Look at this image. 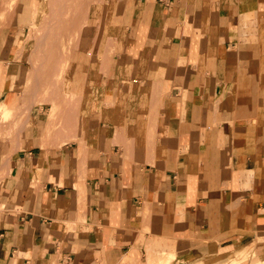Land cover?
Instances as JSON below:
<instances>
[{
  "label": "crops",
  "instance_id": "1",
  "mask_svg": "<svg viewBox=\"0 0 264 264\" xmlns=\"http://www.w3.org/2000/svg\"><path fill=\"white\" fill-rule=\"evenodd\" d=\"M241 1L238 15L255 12L264 20L260 1ZM229 14L206 56L204 22H183L193 60L184 52L179 80L177 68L164 72L171 85L159 129L168 148L157 166L139 171L141 178L109 147L90 151L94 158L85 161L70 145L43 157L39 145L24 146L13 165L0 158V264H164L169 257L167 264H225L252 246L258 251L264 37L241 41ZM161 17L174 15L164 10ZM253 57L256 65L245 63Z\"/></svg>",
  "mask_w": 264,
  "mask_h": 264
},
{
  "label": "rangeland",
  "instance_id": "2",
  "mask_svg": "<svg viewBox=\"0 0 264 264\" xmlns=\"http://www.w3.org/2000/svg\"><path fill=\"white\" fill-rule=\"evenodd\" d=\"M258 1L264 11V0ZM241 2L0 0V158L13 165L24 146L39 145L45 153L70 145L85 161L94 158L87 157L90 151L109 147L141 178L139 171L157 166L168 148L159 121L165 120L161 112L171 82L162 77L177 68L179 80L187 65L183 49L190 29L183 22H204L202 56L229 12L237 37L256 43L264 37V20L255 12L238 15ZM164 10L172 20L162 19ZM254 58L245 63L256 65ZM257 241L258 251L252 246L235 255L238 260L246 254L242 261L225 264H263L264 236Z\"/></svg>",
  "mask_w": 264,
  "mask_h": 264
},
{
  "label": "bare ground",
  "instance_id": "3",
  "mask_svg": "<svg viewBox=\"0 0 264 264\" xmlns=\"http://www.w3.org/2000/svg\"><path fill=\"white\" fill-rule=\"evenodd\" d=\"M186 36H187V42H188V41H189V38L191 37V33H190V32L187 33ZM183 50H184V52L188 53V52H187V51H188V46L186 47V49H183ZM180 51L183 52L182 49H180ZM64 58H65V57H64ZM64 61H65V60H64ZM64 63H65V62H64ZM65 65H66V64H65ZM65 65H64V66H65ZM63 68H64V67H63ZM59 70H60V69H59ZM63 70H64V69H63ZM61 71H62V70H61ZM105 71H106V70H105ZM105 73H106V72H105ZM9 110H10V108H9ZM43 153H44V152H43V150H42V154H43ZM248 252H249V251H248ZM251 254H252V253H251ZM245 255H246V254H245ZM245 255H244V254H243L242 256L240 255L241 258H239L238 260H237L236 258H233V263H238L239 260H241V259L243 260L244 257H245ZM231 260H232V259H231ZM242 260H241V261H242ZM255 262H256V261H255ZM255 262H254V263H255ZM254 263H251V264H254ZM262 263L264 264V262H262Z\"/></svg>",
  "mask_w": 264,
  "mask_h": 264
}]
</instances>
